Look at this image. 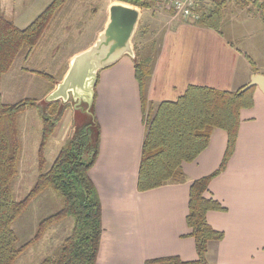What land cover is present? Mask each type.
I'll return each mask as SVG.
<instances>
[{"label": "crops", "instance_id": "1", "mask_svg": "<svg viewBox=\"0 0 264 264\" xmlns=\"http://www.w3.org/2000/svg\"><path fill=\"white\" fill-rule=\"evenodd\" d=\"M52 2L43 4L37 17ZM114 2L109 0L108 10ZM28 16L25 14L18 21ZM106 25L97 29L94 42L72 55L70 61L90 48ZM233 36L221 28L215 30L184 22L169 28L158 47L148 87L151 106L156 108L163 102L177 101L189 86L236 91L247 86L254 74L264 75L238 49L240 38ZM82 106L76 109L70 106L65 111L51 143L60 144L62 149L72 137H69L71 130L74 133L87 119L77 125L79 118L73 109L88 114L90 121L94 106L100 147L89 175L101 201L103 222L97 264H145L166 257L196 261V244L187 225L191 186L220 169L228 146L226 131L215 130L209 146L199 157L183 164L184 183L139 192L146 123L135 58L125 56L100 71L92 107L85 103ZM241 120L234 154L226 169L211 179L206 194V198L218 201L225 208V211H211L207 216L209 225L224 233L222 241L209 244L210 264H264V94L258 89L254 107L243 110Z\"/></svg>", "mask_w": 264, "mask_h": 264}, {"label": "trees", "instance_id": "2", "mask_svg": "<svg viewBox=\"0 0 264 264\" xmlns=\"http://www.w3.org/2000/svg\"><path fill=\"white\" fill-rule=\"evenodd\" d=\"M68 0H53L26 28H19L0 9V264H15L34 240L21 244L13 229L15 221L24 213L32 198L52 189L61 196L60 210L44 218L35 239L63 219L72 218L73 227L61 246L39 264H97L103 234L102 206L89 172L96 163L100 147V128L94 106L91 120L75 129L47 170L44 146L69 105L25 99L15 104L3 101V76L14 70L22 58L26 61L43 43L52 21ZM139 8L149 7V0H116ZM228 0H205L200 5V19L194 24L220 30ZM233 2V1H232ZM239 4H244L237 2ZM257 13L264 23V2ZM146 27L139 25L134 38L135 74L140 86L145 113L146 136L137 189L146 192L167 184H181L186 180L183 164L194 162L209 146L212 133L221 129L228 134V146L220 169L212 176L195 181L191 186L187 225L195 240L197 260L183 262L179 257L148 260L145 264H210L209 244L222 241L224 233L213 229L207 220L211 211H225L221 203L206 198L210 181L222 173L234 154L241 125V113L255 105L257 88L222 91L209 87L189 86L175 102H163L153 108L148 102V87L153 74L157 43L144 41ZM41 44V45H40ZM68 71V65L61 81ZM43 76L50 75L43 74ZM57 83V82H56ZM54 82L48 90L55 88ZM46 93L45 97H47ZM44 97V99H45ZM40 110L43 122L40 144L41 173L29 195L17 200L14 181L18 175L21 154L19 118L31 107ZM43 171V172H42Z\"/></svg>", "mask_w": 264, "mask_h": 264}, {"label": "rangeland", "instance_id": "3", "mask_svg": "<svg viewBox=\"0 0 264 264\" xmlns=\"http://www.w3.org/2000/svg\"><path fill=\"white\" fill-rule=\"evenodd\" d=\"M51 1L0 0V9L23 29L37 17L43 9L42 5ZM108 2L109 0H68L52 21L40 48L38 47V50L34 51L27 61L23 58L19 60L14 70L3 76V101L7 104H15L25 99H35L37 106L45 107L47 102L45 95L53 83L58 82L65 72L70 57L91 45L95 39V31L103 28V25L108 22ZM259 4L248 5L230 1L220 28L225 34H233L234 38H240L236 44L238 49L252 59L257 71L264 72V23L257 13ZM28 9L29 14L26 13ZM141 10L142 18L139 25L147 29L144 41L148 45L155 41L157 48L161 44L163 34L174 24L190 23L175 18L172 12L159 10L152 3ZM25 14L29 15L27 19L18 21V18L25 17ZM43 74L50 75L52 78L43 76ZM68 103L65 104H70L69 106L76 109L73 100ZM82 107L85 108V105ZM75 109L73 113L79 118L78 123V119H75L77 125H80L84 118H87L85 123H88L89 115H82L81 111L77 112ZM62 118L63 116L60 123ZM59 122L57 126L60 125ZM42 129L40 110L36 106L28 108L20 116L19 133L22 148L18 175L14 181L17 200H22L29 195L41 173L39 150ZM58 134L59 130L56 137ZM72 135L73 130L69 137ZM51 137L44 146L46 166L43 171L51 167L61 149L60 144L57 145L54 141L51 143ZM62 205L61 196L52 189H47L41 195L31 199L24 213L13 224V229L21 244L34 241L25 249L15 264H39L61 246L64 237L72 229V218L61 220L48 228L39 239L35 238L40 222L60 210Z\"/></svg>", "mask_w": 264, "mask_h": 264}, {"label": "water", "instance_id": "4", "mask_svg": "<svg viewBox=\"0 0 264 264\" xmlns=\"http://www.w3.org/2000/svg\"><path fill=\"white\" fill-rule=\"evenodd\" d=\"M142 17L139 7L115 1L109 7V20L96 42L87 50L75 55L69 69L46 101L49 103L70 98L76 108L83 103L91 108L99 72L113 66L125 56L136 57L133 39ZM257 88L264 94V75L254 74L246 89Z\"/></svg>", "mask_w": 264, "mask_h": 264}, {"label": "built area", "instance_id": "5", "mask_svg": "<svg viewBox=\"0 0 264 264\" xmlns=\"http://www.w3.org/2000/svg\"><path fill=\"white\" fill-rule=\"evenodd\" d=\"M155 4L159 10L172 12L175 18H180L184 21L195 23L201 17L199 11L200 5L205 0H149ZM234 2H241L248 5L256 3H263L264 0H228Z\"/></svg>", "mask_w": 264, "mask_h": 264}]
</instances>
